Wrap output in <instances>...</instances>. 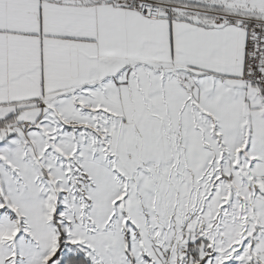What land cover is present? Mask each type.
<instances>
[{"label":"snow or ice","instance_id":"6c2138e0","mask_svg":"<svg viewBox=\"0 0 264 264\" xmlns=\"http://www.w3.org/2000/svg\"><path fill=\"white\" fill-rule=\"evenodd\" d=\"M0 264H264V0H0Z\"/></svg>","mask_w":264,"mask_h":264}]
</instances>
